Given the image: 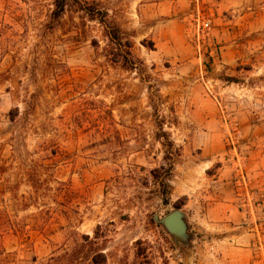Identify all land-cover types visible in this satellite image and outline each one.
Here are the masks:
<instances>
[{
    "label": "rangeland",
    "instance_id": "1",
    "mask_svg": "<svg viewBox=\"0 0 264 264\" xmlns=\"http://www.w3.org/2000/svg\"><path fill=\"white\" fill-rule=\"evenodd\" d=\"M75 2L136 66L76 3L0 0V264H264V0Z\"/></svg>",
    "mask_w": 264,
    "mask_h": 264
},
{
    "label": "trees",
    "instance_id": "2",
    "mask_svg": "<svg viewBox=\"0 0 264 264\" xmlns=\"http://www.w3.org/2000/svg\"><path fill=\"white\" fill-rule=\"evenodd\" d=\"M76 3L78 8L83 9L87 17L92 21H97L103 28L104 37L108 42L106 53L107 57L112 62H121L122 65L130 70L135 69L137 59L134 58L131 52V43L127 39L126 35L123 34L120 28L112 21L108 20V14L106 11L100 12L98 16L94 14V9L90 5L86 8L75 0H53V18H60L70 8L71 4ZM88 240V237H83ZM66 255V254H65ZM102 255V254H97Z\"/></svg>",
    "mask_w": 264,
    "mask_h": 264
},
{
    "label": "water",
    "instance_id": "3",
    "mask_svg": "<svg viewBox=\"0 0 264 264\" xmlns=\"http://www.w3.org/2000/svg\"><path fill=\"white\" fill-rule=\"evenodd\" d=\"M153 222L161 227L171 238L173 244L180 249L190 246L191 234L185 214L180 209H174L163 217L153 215Z\"/></svg>",
    "mask_w": 264,
    "mask_h": 264
},
{
    "label": "built area",
    "instance_id": "4",
    "mask_svg": "<svg viewBox=\"0 0 264 264\" xmlns=\"http://www.w3.org/2000/svg\"><path fill=\"white\" fill-rule=\"evenodd\" d=\"M210 29V22L207 21V22H203L202 23V31H206V30H209Z\"/></svg>",
    "mask_w": 264,
    "mask_h": 264
}]
</instances>
